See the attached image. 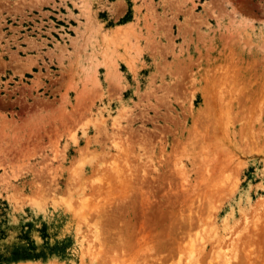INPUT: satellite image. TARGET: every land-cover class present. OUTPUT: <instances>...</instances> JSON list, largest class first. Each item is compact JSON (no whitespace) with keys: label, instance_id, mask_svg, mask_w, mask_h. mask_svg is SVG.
Segmentation results:
<instances>
[{"label":"rangeland","instance_id":"374dc122","mask_svg":"<svg viewBox=\"0 0 264 264\" xmlns=\"http://www.w3.org/2000/svg\"><path fill=\"white\" fill-rule=\"evenodd\" d=\"M234 253L264 264V0H0V264Z\"/></svg>","mask_w":264,"mask_h":264},{"label":"bare ground","instance_id":"6f19581e","mask_svg":"<svg viewBox=\"0 0 264 264\" xmlns=\"http://www.w3.org/2000/svg\"><path fill=\"white\" fill-rule=\"evenodd\" d=\"M247 82V81H246ZM239 84V83H238ZM219 86V85H218ZM245 90V89H244ZM216 92V91H215ZM249 92V91H248ZM253 92V91H252ZM243 95V94H242ZM221 97V96H220ZM214 100V99H213ZM211 101V100H210ZM237 101V100H236ZM221 104V103H220ZM255 111V110H254ZM262 112V111H261ZM257 116V115H256ZM232 121V120H231ZM196 126V125H195ZM259 129V128H258ZM243 133V132H242ZM259 133V132H258ZM257 133V134H258ZM262 134V133H261ZM256 135V134H255ZM233 136V135H232ZM254 137V136H253ZM255 144V143H254ZM201 225V224H200ZM190 227V226H189ZM200 227V226H199ZM201 232V231H200ZM202 234V233H201ZM188 235V234H187ZM205 235H207L206 233H205ZM204 235V236H205ZM211 236V235H210ZM200 237V236H199ZM199 237H197V236H195V240L194 241H196V243L198 242V244L199 243H201L200 242V240H199ZM207 237V239H205L206 241H204V243L206 242L207 243V240L209 239L208 237V235L206 236ZM203 243V242H202ZM205 243V244H206ZM197 244V245H198ZM201 245H204V244H201ZM201 245H198V246H201ZM233 245V244H232ZM196 246V245H195ZM247 246V245H246ZM203 247V246H202ZM233 247V246H232ZM201 248H199V250H200ZM203 249V248H202ZM199 250H196V253H198L197 251H199ZM234 250V249H233ZM195 251V250H194ZM236 251V250H235ZM188 252H190L191 253V250L190 251H188ZM204 252V251H203ZM196 253H195V255H196ZM237 253V252H236ZM201 254V253H200ZM227 254V253H226ZM226 254H224V255H226ZM223 255V256H224ZM236 256H237V254H233L231 257H229V255H228V258H227V256L226 257H223L224 258V263L223 264H232V262H231V260H233V259H235L236 258ZM238 257V256H237ZM247 258V257H246ZM264 259V258H263ZM235 260H237V258L235 259ZM260 260V259H259ZM190 261H192L191 263H196L195 261H194V259H190ZM234 261V260H233ZM262 261V260H261ZM190 263V262H189ZM187 261H186V263L185 264H189ZM263 262H261V264H262Z\"/></svg>","mask_w":264,"mask_h":264}]
</instances>
